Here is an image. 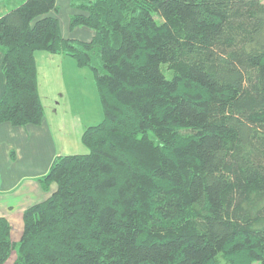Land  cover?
<instances>
[{"label":"trees","instance_id":"obj_1","mask_svg":"<svg viewBox=\"0 0 264 264\" xmlns=\"http://www.w3.org/2000/svg\"><path fill=\"white\" fill-rule=\"evenodd\" d=\"M0 0V123L39 125L36 51L93 72L103 110L54 190L0 219V264H264V0ZM5 2V3H4Z\"/></svg>","mask_w":264,"mask_h":264},{"label":"rangeland","instance_id":"obj_2","mask_svg":"<svg viewBox=\"0 0 264 264\" xmlns=\"http://www.w3.org/2000/svg\"><path fill=\"white\" fill-rule=\"evenodd\" d=\"M55 4L57 11L52 15L59 21L62 36L78 41H89L93 36L91 31L84 28L69 30L70 0H55ZM2 52L3 49L0 47L1 92L5 86ZM34 59L43 117L48 119L49 124V133L40 136L43 137L41 141L45 143L42 150L44 156H39L35 160L39 158L45 160L50 153H52L50 159L61 155L87 154L88 150L82 144V135L88 127L100 124L104 117L93 72L89 67H78L73 57L65 55L36 51ZM31 129L35 131V128ZM47 135L50 143L44 138ZM39 185L40 183L38 187L43 191L41 193L46 197L54 189L51 185L45 191ZM4 264H11V259Z\"/></svg>","mask_w":264,"mask_h":264},{"label":"crops","instance_id":"obj_3","mask_svg":"<svg viewBox=\"0 0 264 264\" xmlns=\"http://www.w3.org/2000/svg\"><path fill=\"white\" fill-rule=\"evenodd\" d=\"M20 2L22 0H15V4ZM2 95L0 90V99ZM31 128H35V131ZM47 132L49 133V124L45 116L38 127H16L0 123V219L3 218L9 223L10 239L14 243L18 242L22 234L23 212L49 197L41 193L43 191L38 184L48 173L56 156L50 159V153L45 160H35L44 156L42 150L45 143L40 136ZM44 138L49 142L48 135ZM12 258L14 257L11 260Z\"/></svg>","mask_w":264,"mask_h":264}]
</instances>
